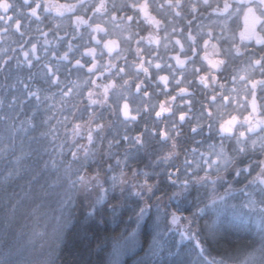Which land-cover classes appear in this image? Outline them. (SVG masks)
<instances>
[{
    "label": "clouds",
    "instance_id": "obj_1",
    "mask_svg": "<svg viewBox=\"0 0 264 264\" xmlns=\"http://www.w3.org/2000/svg\"><path fill=\"white\" fill-rule=\"evenodd\" d=\"M142 225L264 264V0H0V264H147Z\"/></svg>",
    "mask_w": 264,
    "mask_h": 264
},
{
    "label": "trees",
    "instance_id": "obj_2",
    "mask_svg": "<svg viewBox=\"0 0 264 264\" xmlns=\"http://www.w3.org/2000/svg\"><path fill=\"white\" fill-rule=\"evenodd\" d=\"M206 211L213 217V220L218 227L245 228L254 226L252 218L248 216L246 212L227 204H218L217 206L214 205L213 207H209ZM220 218H222L223 221H220ZM142 228H145V235L143 239L139 241V248L136 252L146 253L150 246L152 232L155 229L152 225H148L146 227L142 225ZM158 237L159 242L162 245L159 257L168 256L161 264H182L183 261L180 262V260H176V258L182 251L186 252V241L180 237L179 233L169 231L165 234L164 231H161ZM164 240H166V242ZM89 246L90 245H85L82 240H77L70 245L69 252L71 254H79L81 257H84Z\"/></svg>",
    "mask_w": 264,
    "mask_h": 264
},
{
    "label": "rangeland",
    "instance_id": "obj_3",
    "mask_svg": "<svg viewBox=\"0 0 264 264\" xmlns=\"http://www.w3.org/2000/svg\"><path fill=\"white\" fill-rule=\"evenodd\" d=\"M215 206H217L218 204H214ZM214 205L210 206L213 207ZM220 221H223L222 218H220ZM176 232V231H174ZM159 234L156 235L155 230L152 232L151 235V241H150V246L147 249L146 253H143V259L147 262V264H161L163 261H165V259H167V255L166 257H159V253L161 252L160 250H162V245L159 242ZM182 240V239H180ZM166 242V240H164ZM163 242V241H161ZM139 248V242L137 243V246L135 249H133V251H137ZM186 258V252L182 251L180 253V255L176 258V260H180L183 261Z\"/></svg>",
    "mask_w": 264,
    "mask_h": 264
}]
</instances>
